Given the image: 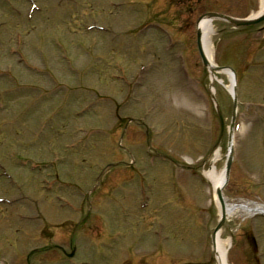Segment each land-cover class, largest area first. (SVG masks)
I'll return each mask as SVG.
<instances>
[{
    "label": "rangeland",
    "instance_id": "1",
    "mask_svg": "<svg viewBox=\"0 0 264 264\" xmlns=\"http://www.w3.org/2000/svg\"><path fill=\"white\" fill-rule=\"evenodd\" d=\"M37 1L42 9L46 5V10L31 11L28 0H0V68L14 74L10 79H0V162L22 185L18 191L29 193L13 205L0 203V264H28L18 249L27 254L45 243L46 250L32 252V261L70 264L55 244L69 251L71 237L77 247L76 260L91 259V264H215L211 233L220 214L203 171L216 148L220 151L217 167H224L228 134L232 130L233 98L226 88L227 74L218 72V80L222 81L213 82L210 71L201 63L195 21L209 10L248 16L259 10L262 0H200L198 5L193 3L181 10L180 16L190 15L185 21H176L179 12L173 6L164 9V0H72L74 7L69 0ZM25 10L33 20L24 17ZM92 20L102 26L93 27L88 34L83 32L84 25ZM34 21L40 23L36 34L32 35L28 27L24 28L25 36L23 27ZM213 23V57L217 64L231 65L237 73L236 128L231 131L234 154L224 195L232 201L264 204V22L242 29L220 20ZM17 31H21V37H16ZM174 36L178 44L169 40ZM28 37L33 42L27 51L41 55L54 53L60 47L63 51L59 49V53L75 59L91 54L94 49L89 47L90 41L99 39L103 52L110 53L103 56L99 72L106 76V92L115 96L120 109L115 112L114 105H106L91 92L78 96L67 112L72 116L77 109L84 108L83 114L87 113L83 117L73 119L68 115L70 121H56L64 112L57 107L51 109V100L45 98H58L62 91L54 90V84L68 81V77L57 75L53 82L43 74L27 72L9 47L24 53ZM116 58L118 70L113 64ZM61 61L64 62L56 60ZM34 62L39 65L37 60ZM141 62L148 68L139 72L137 66ZM185 62L196 80H185L180 70ZM112 73H118L121 79L111 78ZM93 76L90 85H95L97 77ZM18 83L22 85L19 87ZM31 83H39L43 89L38 88L40 85L31 88ZM7 87H12V91ZM98 89L103 91L101 86ZM39 97L41 100L36 102L34 99ZM9 105L15 107L10 116L5 109ZM94 112L108 117L109 128L114 123L113 114L147 119L149 133L145 137L143 131L136 133L129 127V137L123 140L128 151H122L124 155L118 157L119 166L123 167L112 170V174L102 171V166L115 158V141L107 133H89L101 120ZM65 144L74 147L71 151L64 147L62 151ZM50 149L61 154L62 161L55 163L59 178L49 175L55 172L54 166L34 171L30 165L23 167L18 163L21 157L49 162L55 154ZM126 154L136 160L130 172H126L129 169L123 163H128ZM45 175L46 185L39 183ZM120 177L122 184L118 182ZM11 183L7 178L0 180V195L11 193ZM144 198L149 207L138 209ZM123 206L127 213L122 214ZM38 209L40 216L33 222H23L17 213L20 210L36 214ZM90 210L94 220L104 221L107 227L122 233L112 244L114 248H105L101 254L86 234L85 228L89 234L92 232V224L85 221V228L72 232L62 222L64 211L78 215ZM158 231L162 236L156 234ZM223 233L231 238L228 264H264L263 214L244 213L227 218ZM249 235L255 239L257 256ZM133 239L131 262L124 260L120 249L112 262L101 261L121 243ZM58 257L61 258L57 262Z\"/></svg>",
    "mask_w": 264,
    "mask_h": 264
},
{
    "label": "bare ground",
    "instance_id": "2",
    "mask_svg": "<svg viewBox=\"0 0 264 264\" xmlns=\"http://www.w3.org/2000/svg\"><path fill=\"white\" fill-rule=\"evenodd\" d=\"M264 8V0L261 1V5L258 11L252 13L251 15L259 14ZM198 27L202 32V46L203 50L209 59V68L212 77V81H222L218 80L217 74L215 73L217 69V63L213 57V46H212V36L215 32V28L211 19L203 17L198 22ZM221 72L227 74L228 82L226 83L227 90L231 93L234 89V75L229 69L223 68ZM225 82V81H224ZM220 156L219 149H214L210 156V163L207 168L204 169V176L208 179L212 191L213 199L219 209V213L222 211L219 199L216 195V190L222 185L225 179L224 168L217 167V161ZM224 212L226 218H235L238 215L244 213L253 214L255 212H264V204L258 202L250 201H232L227 196L224 195ZM231 246V238L224 236L223 228L218 230L214 235L213 250L215 264H228V252Z\"/></svg>",
    "mask_w": 264,
    "mask_h": 264
},
{
    "label": "water",
    "instance_id": "3",
    "mask_svg": "<svg viewBox=\"0 0 264 264\" xmlns=\"http://www.w3.org/2000/svg\"><path fill=\"white\" fill-rule=\"evenodd\" d=\"M202 16H207V17H210V18H212V17L213 18L214 17L224 18L225 20H227V21H229V22H231V23H233V24H235L237 26L238 25L254 24V23L264 19V13L262 15H260L259 17H256V18H245V19H237V18L228 16V15H224L222 13H218V12H207V13H204ZM200 18H199V20H200ZM197 34H198L197 35V45H198V48H199V51H200L201 58H202L204 64L208 65V60L206 59V56L204 55V52H203L202 46H201V31H200L199 28H197ZM234 105H236V99H234ZM234 110H235V107H234ZM231 160H232V155H231V150H230V147H229V154H228L227 161H226V166H225V171H226V175L227 176H228V173H229ZM217 195H218L220 201L222 202V193H221V189L220 188L217 189ZM224 221H225V215H224V212H223V214L221 215L220 221L218 222L217 226L215 227V231L214 232H216L219 228H221L223 226Z\"/></svg>",
    "mask_w": 264,
    "mask_h": 264
}]
</instances>
